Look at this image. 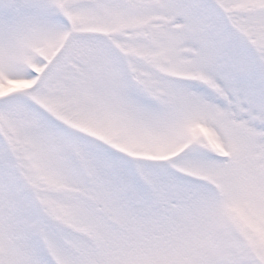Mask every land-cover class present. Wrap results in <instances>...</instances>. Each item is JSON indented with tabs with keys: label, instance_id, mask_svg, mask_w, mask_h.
Returning <instances> with one entry per match:
<instances>
[{
	"label": "rangeland",
	"instance_id": "374dc122",
	"mask_svg": "<svg viewBox=\"0 0 264 264\" xmlns=\"http://www.w3.org/2000/svg\"><path fill=\"white\" fill-rule=\"evenodd\" d=\"M264 0H0V264H264Z\"/></svg>",
	"mask_w": 264,
	"mask_h": 264
}]
</instances>
